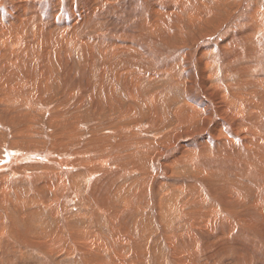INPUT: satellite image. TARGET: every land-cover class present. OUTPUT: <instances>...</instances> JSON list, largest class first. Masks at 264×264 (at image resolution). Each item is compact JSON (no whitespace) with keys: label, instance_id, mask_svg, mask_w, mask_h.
Here are the masks:
<instances>
[{"label":"bare ground","instance_id":"obj_1","mask_svg":"<svg viewBox=\"0 0 264 264\" xmlns=\"http://www.w3.org/2000/svg\"><path fill=\"white\" fill-rule=\"evenodd\" d=\"M124 1L0 0V133L16 148L45 119L56 144L0 160V264L20 245L150 264L155 235L170 251L153 264L264 251V54L228 50L256 24L214 43L222 0Z\"/></svg>","mask_w":264,"mask_h":264},{"label":"rangeland","instance_id":"obj_2","mask_svg":"<svg viewBox=\"0 0 264 264\" xmlns=\"http://www.w3.org/2000/svg\"><path fill=\"white\" fill-rule=\"evenodd\" d=\"M67 1H69V0H65V2H67ZM74 1V0H73ZM92 1V0H91ZM123 1V0H122ZM129 1V2H128ZM142 0H140V2H141ZM150 1H153V0H150ZM154 1H160V2H162V3H167V0H154ZM224 1V2H223ZM227 1H228V3H227ZM125 3H127V4H130V2H131V0H125L124 1ZM212 3V2H211ZM222 6H220L221 8L218 10L219 11V15H218V17H216V19L212 22V23H210L211 24V27L213 28V32L212 33H210V39L212 40L211 42H214V43H218V42H221V41H223V40H226V39H229L228 37L229 36H231V35H236V33H241L242 31H246L248 28L250 29L251 27V25H254V24H256V25H254L255 27H256V29L255 30H253V31H250V32H247V33H250V37H249V39H247L246 40V38L244 39V41H242L243 43H241L242 44V46H240L239 47V43H235V42H232L231 41V43H229L230 44V49H228V50H230V51H232L233 49H235L236 50V48L238 47V49H241V50H244V51H253V50H256L257 52H259V53H262V54H264V0H222ZM105 4L107 5H110V4H112L111 3V1H109L108 3L107 2H105ZM225 4V5H224ZM237 7H239V8H237ZM140 8V7H139ZM224 8V9H223ZM225 8H227V9H225ZM243 8V9H242ZM105 9V8H104ZM121 10H123V9H121ZM224 10V11H223ZM231 10H232V12H231ZM230 11V12H229ZM236 11V12H235ZM250 13H249V12ZM126 12H128V11H125V15H124V12L122 13V11H120V14L118 15V14H116V13H114V14H110V16L111 15H113V16H111L112 17V19L114 20H112V19H110L111 21H113L112 23L114 24V25H116V23H117V21H118V23H121V21H119V18H120V20H121V18H123V17H129L130 16V14H129V12L128 13H126ZM225 12V13H224ZM239 12H241V13H239ZM45 14H48V13H45ZM121 14H122V16H121ZM170 14L172 15V14H175V13H171L170 12ZM240 14V15H239ZM255 14V15H254ZM256 14L258 15V16H256ZM115 15V16H114ZM171 15L169 16V15H165L164 16V14L161 16L160 14H158V16L160 17H158V19H167L168 20V17L170 18V20L172 19V17H174L173 15H172V17H171ZM221 15H223V16H225V17H223V16H221ZM237 15H239V16H237ZM248 15V16H247ZM251 15V16H250ZM119 16V17H118ZM154 16L156 17L157 16V14H154ZM118 17V18H117ZM232 18L231 19V21H230V18ZM259 17V18H258ZM240 18V19H239ZM245 18V19H244ZM248 18V19H247ZM262 18V19H261ZM229 19V20H228ZM235 19V20H234ZM217 20H218V22H217ZM228 20V21H227ZM249 20V21H248ZM251 20H253V21H251ZM216 21V22H215ZM233 21V22H232ZM246 21V22H245ZM225 22V23H224ZM240 22V23H239ZM244 22H245V24H244ZM251 22V23H250ZM260 22H262V24L260 23ZM247 23V24H246ZM229 25L228 27H227V29H225L224 30V28H225V26L226 25ZM128 25V27L130 26L131 27V23H129V24H127ZM246 25V26H245ZM263 27H262V26ZM223 28H222V27ZM112 27V26H111ZM114 27V26H113ZM129 27V28H130ZM248 27V28H247ZM259 27H260V29H259ZM245 28V29H244ZM260 30H258V29ZM216 31V32H215ZM220 32V33H219ZM198 33V34H197ZM200 32L199 31H195V32H193V34L192 35H194V36H192V37H198V39H197V41L194 43V45L192 46H190V50L193 52L195 49H196V47H197V43H201V42H203L204 40H205V36H201V33L199 34ZM217 33V34H216ZM261 39V40H260ZM199 41V42H198ZM251 42V43H250ZM171 43V42H170ZM202 44V43H201ZM237 44H239L238 46H237ZM244 44V45H243ZM252 46H251V45ZM254 44V45H253ZM170 45V44H169ZM169 45L167 46V47H165L164 49L166 50H164L165 51V53H164V55L162 54H159V57L158 58H166V57H169V58H172V59H178L177 58V50H173V49H167V48H169ZM259 45V46H258ZM166 46V45H165ZM228 47V48H229ZM242 47V48H241ZM251 47V48H250ZM254 47V48H253ZM257 47V48H256ZM250 48V49H249ZM248 49V50H247ZM263 50V51H262ZM171 51V52H170ZM262 51V52H261ZM218 52V51H217ZM176 56V57H175ZM161 60V59H160ZM166 60V59H165ZM160 64V63H159ZM221 71V70H220ZM40 125H39V124ZM38 126L40 127L41 126V129L39 128V132H41V130H42V134H46L47 132V136H46V138H39V140L37 141V139H36V141H34V140H32L31 141V143L30 142H25V141H23V140H20L21 141V143H20V141L19 142H17V145H16V148H14V145H12L13 144V142H12V137L10 136L11 135V132H10V128L11 129H13L14 130V128L12 127V126H9V129H8V131L7 132H1L0 133V143H2V142H4V143H2V144H0V145H2V146H0V160L1 159H5V155H6V153H7V148L9 147V150H16V149H19V150H26V151H30V149H31V151H33V150H43V149H45L46 147H51L52 146V148L54 149V146L56 147V144H54V140L53 139H55V137H53L52 135H51V132H50V126H48V122L44 119V120H42V121H38ZM43 123H45V124H43ZM46 125V127L45 128H43L44 126ZM84 125L86 126V125H90V122L89 121H87V122H85L84 123ZM47 127H49V131H48V128ZM44 130V131H43ZM4 131V130H3ZM46 131V132H45ZM35 132V131H34ZM10 133V134H9ZM4 134H5V136H4ZM7 134V135H6ZM82 134H83V137H82V140L81 141H83L82 143H85L91 136H90V134H91V132H89L88 130L87 131H84V130H82ZM49 136H50V138H49ZM5 139V140H4ZM43 140V141H42ZM40 141V142H39ZM49 143H48V142ZM12 142V143H11ZM39 142V143H38ZM42 142V144H40ZM19 143V144H18ZM48 143V144H47ZM47 144V145H46ZM76 145L78 144V142L77 143H75ZM74 144V145H75ZM44 145H46V147L44 148ZM13 146V147H12ZM23 146V147H22ZM28 146H30V148L27 147ZM41 147V148H39V147ZM19 147V148H18ZM20 147H22V148H20ZM26 147V148H25ZM14 148V149H13ZM27 149H29V150H27ZM39 150V151H40ZM176 152V151H175ZM33 170H35L34 168H33ZM8 173V177L10 178L12 175H13V171H8L7 172ZM11 173V174H10ZM24 177L23 175L22 176H18V180L16 179V178H13V176L11 177V179L13 178L14 180H16L17 181V183L19 182V183H22V178ZM173 179L172 180H181V178L183 177V178H185V181H191V175H188V176H178V177H176L175 175H173V176H171ZM170 177V178H171ZM182 178V179H183ZM24 179V178H23ZM193 180V179H192ZM195 180V179H194ZM193 180V181H194ZM194 182H198L197 181V179H196V181H194ZM199 183V182H198ZM26 185V184H25ZM201 185H203V183H201ZM27 186V185H26ZM254 189H255V187H253ZM259 188V187H258ZM260 188H261V186H260ZM262 191H260V189L258 190V191H256V192H258V193H260V194H262V193H264V184L262 185ZM72 207H74L73 208V210L72 211H78V210H83V209H80V207H79V203H78V201H74V205H72ZM77 207V208H76ZM83 212H84V210H83ZM155 224V223H154ZM54 224L52 223V226H53ZM155 235V234H154ZM249 237L251 236V235H248ZM257 236H259V235H257ZM156 239H157V244H156V246H155V248H154V251H153V253H151L152 251H151V249H150V247H149V253H151V257H149V260H148V263H150V264H153V262H154V260L156 261L157 260V258L159 257V255H161V254H163V255H166L167 253H168V251H170V248H169V246L167 245V243H165V244H162L163 242H161L160 243V241H159V237L157 236V235H155L154 236ZM262 237H264V236H262ZM154 241V240H153ZM254 244V243H253ZM252 244V245H253ZM160 245H161V247H162V249H161V247H160ZM23 246V247H22ZM247 246H250V245H247ZM27 247V246H25V245H20V246H18V251H22L23 250V253H22V255H20L21 253H19V254H17L18 252H16V254L15 255H7V253L6 254H4L3 255V258H2V260H3V263L4 264H11L10 263V261H11V259L14 261H12L13 262V264H59V263H61V264H81V261H79V260H81V256H82V254H78V253H76V255L75 254H72V255H74V256H69L70 258H67V254L66 253H64V252H53L52 253V251H49L48 250V252L50 253V255H48V257H46V256H43V255H41V254H39V253H37V252H39V250L37 249V250H34L35 248H33V249H30L29 250V247H27L28 248V250L27 249H25V248ZM160 247V248H159ZM241 247H243V245L241 246ZM252 247H253V249H254V247H256V249L255 250H253L252 249ZM257 247H259V248H257ZM165 250H164V249ZM243 248H245V249H249V250H247V251H249V252H247V251H245V252H238V253H236L235 254V258H236V255H237V261H238V263H236V261L234 262V259H232V258H230V260L228 261V263L230 262L231 264H264V251L261 249V247L259 246V245H253V246H250L249 248L247 247H243ZM0 249L3 251V249H2V246L0 245ZM22 249V250H21ZM43 249H45V248H43ZM157 249V250H156ZM251 249H252V252H251ZM259 251H258V250ZM28 252H27V251ZM45 250H47V249H45ZM160 250H163V251H160ZM158 251V252H157ZM262 253H261V252ZM154 252H156V255L154 254ZM61 253V254H60ZM255 253V254H254ZM32 254V255H31ZM17 255V256H16ZM251 255V256H250ZM7 256V257H6ZM9 256V257H8ZM13 256H14V258H13ZM50 256H52V257H50ZM76 256V257H75ZM154 256V257H153ZM18 257V258H17ZM22 257V258H21ZM79 257V258H78ZM153 257V258H152ZM252 257V258H251ZM8 258V259H7ZM16 258V259H15ZM46 258H48V259H46ZM77 258V259H76ZM16 261H15V260ZM65 259V260H64ZM244 259V260H243ZM250 259V260H249ZM55 260V261H54ZM74 260V261H73ZM78 262H77V261ZM165 260V259H164ZM249 260V261H248ZM60 261V262H59ZM65 261V262H64ZM243 261V262H242ZM67 262V263H66ZM165 262H166V260L165 261H163V263L165 264ZM156 264V263H155Z\"/></svg>","mask_w":264,"mask_h":264}]
</instances>
